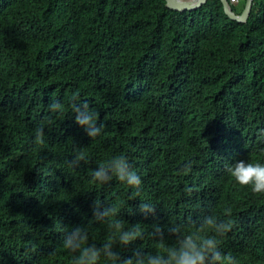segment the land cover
<instances>
[{
	"label": "trees",
	"instance_id": "obj_1",
	"mask_svg": "<svg viewBox=\"0 0 264 264\" xmlns=\"http://www.w3.org/2000/svg\"><path fill=\"white\" fill-rule=\"evenodd\" d=\"M74 96L98 114L97 137L76 123ZM261 128L264 0L245 24L220 0L183 12L165 0H0V264H71L62 247L71 227L86 225L97 244L107 237L90 221L95 200L146 233L207 213L230 219L221 249L236 264H264V193L226 171L264 163ZM79 152L86 159L71 163ZM120 153L141 177L132 199L127 185L91 178ZM142 194L157 200L154 216L140 213ZM136 246L155 251L156 239Z\"/></svg>",
	"mask_w": 264,
	"mask_h": 264
},
{
	"label": "clouds",
	"instance_id": "obj_2",
	"mask_svg": "<svg viewBox=\"0 0 264 264\" xmlns=\"http://www.w3.org/2000/svg\"><path fill=\"white\" fill-rule=\"evenodd\" d=\"M240 1L244 0L230 3L233 7ZM77 100L74 96L71 104L76 123L88 137H97L103 127L98 120V114L88 106L87 101ZM48 108L51 112L60 114L63 105L59 100L53 99ZM258 134L264 137V128L259 129ZM43 136L44 127H34V142L41 143ZM260 151L264 152V148ZM83 159H86L84 153L79 152L71 163L75 164ZM226 171L239 185L250 187L253 193H264V163L235 160L226 165ZM91 178L101 185L113 179L127 185L131 192L129 199L138 196L142 190L141 177L124 153L113 155L106 162L98 163L91 170ZM186 190L191 191L190 188ZM141 197L144 198L139 203L140 213L145 217L154 216L157 200H147L146 194ZM92 212L90 221L105 225L107 237L97 244L90 242L86 225L71 227L62 239V247L70 254L71 264H236V258L223 251L220 246V238L231 231L232 222L230 219H219L214 213L203 215L191 227L170 221L166 226L153 224L151 232L146 233L139 222H128L125 227V221L120 218L118 208L114 204L104 205L95 200ZM165 232L169 234L167 237ZM146 235L156 239L155 251H143L136 246L137 241H142ZM130 246H134L131 247V256H122L123 250Z\"/></svg>",
	"mask_w": 264,
	"mask_h": 264
},
{
	"label": "water",
	"instance_id": "obj_3",
	"mask_svg": "<svg viewBox=\"0 0 264 264\" xmlns=\"http://www.w3.org/2000/svg\"><path fill=\"white\" fill-rule=\"evenodd\" d=\"M165 1L168 8L179 12L194 11L200 9L207 3V0H165ZM220 1L223 5L224 12L227 15V17L242 24H245L248 21L252 12L253 4L255 2V0H246L244 11L242 12L241 15H237L233 11V7L229 0H220Z\"/></svg>",
	"mask_w": 264,
	"mask_h": 264
},
{
	"label": "rangeland",
	"instance_id": "obj_4",
	"mask_svg": "<svg viewBox=\"0 0 264 264\" xmlns=\"http://www.w3.org/2000/svg\"><path fill=\"white\" fill-rule=\"evenodd\" d=\"M243 4H244V1H240V3L235 4L234 7H235L237 10H240V9L242 8Z\"/></svg>",
	"mask_w": 264,
	"mask_h": 264
},
{
	"label": "built area",
	"instance_id": "obj_5",
	"mask_svg": "<svg viewBox=\"0 0 264 264\" xmlns=\"http://www.w3.org/2000/svg\"><path fill=\"white\" fill-rule=\"evenodd\" d=\"M231 1V3H234V2H237L238 0H230Z\"/></svg>",
	"mask_w": 264,
	"mask_h": 264
},
{
	"label": "crops",
	"instance_id": "obj_6",
	"mask_svg": "<svg viewBox=\"0 0 264 264\" xmlns=\"http://www.w3.org/2000/svg\"><path fill=\"white\" fill-rule=\"evenodd\" d=\"M240 3V2H239Z\"/></svg>",
	"mask_w": 264,
	"mask_h": 264
}]
</instances>
